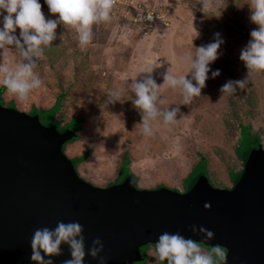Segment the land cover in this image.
<instances>
[{
  "label": "rangeland",
  "instance_id": "1",
  "mask_svg": "<svg viewBox=\"0 0 264 264\" xmlns=\"http://www.w3.org/2000/svg\"><path fill=\"white\" fill-rule=\"evenodd\" d=\"M249 2L209 0L202 6V0H116L110 22L93 26V40L86 47L78 44L73 29L58 25L56 40L35 61L42 86L25 101L0 86L2 105L31 114L32 106L46 110L60 98L55 118L46 111L36 115L42 124L55 122L59 129L70 127L72 118L81 119L77 136L63 150L76 164L78 175L93 185L121 183L129 168L140 189L167 187L183 192L192 181L186 176L204 158L206 166L201 161L195 173L207 169L211 184L227 189L236 178L233 174L242 168L239 157L251 146L247 130L239 133V128L249 126L264 148V73L252 74L246 88L233 95L219 91L227 81L246 75L240 51L258 27L250 21ZM39 3L46 19L56 18L44 0ZM4 15L0 11V28ZM192 22L199 33L196 38ZM19 31L14 33L17 37ZM216 33L223 43L210 68L220 75L211 78L209 72L201 96L188 105L179 90L161 87L163 103L157 106L161 110L179 107L177 122L165 126L162 120L153 121V135L145 137L140 110L128 88L132 79L145 78L147 74L140 71L151 66H157L151 73L157 85L163 84L167 69L185 74L188 65L180 58L194 52L193 47L214 42ZM20 59L14 46L0 50V62L14 64ZM112 90L120 91L119 101L109 103L107 94ZM153 248H143L147 257L143 264H162L153 258Z\"/></svg>",
  "mask_w": 264,
  "mask_h": 264
},
{
  "label": "water",
  "instance_id": "2",
  "mask_svg": "<svg viewBox=\"0 0 264 264\" xmlns=\"http://www.w3.org/2000/svg\"><path fill=\"white\" fill-rule=\"evenodd\" d=\"M1 100L0 93V264H34V231L54 229L58 221L83 226L86 251L100 238L106 264H143V248L155 247L164 232H179L206 248L223 246L226 264H264L262 145L247 155L229 189L214 187L206 176L183 192L140 189L132 175L99 187L78 175L63 150L77 136L74 126L44 125L38 115L5 107ZM192 225L212 231L214 238L194 234ZM61 251L53 264L70 259L67 245ZM83 264L99 260L86 255Z\"/></svg>",
  "mask_w": 264,
  "mask_h": 264
},
{
  "label": "clouds",
  "instance_id": "3",
  "mask_svg": "<svg viewBox=\"0 0 264 264\" xmlns=\"http://www.w3.org/2000/svg\"><path fill=\"white\" fill-rule=\"evenodd\" d=\"M44 3L55 19L45 18L39 0H0V11L7 13L3 16V26L0 28V50L14 46L22 58L14 64L12 61L0 62V86L21 101L27 100L29 93L43 84L39 74L34 71L37 67L35 61L42 58L44 49L52 46L56 40L58 25L73 29L78 44L86 47L93 40V26L110 22L116 0H44ZM207 3L209 0H202L201 4L204 6ZM248 4L250 21L258 27L250 32L248 43L240 51L239 59L247 72L242 79L224 83L219 89L223 95H233L238 89H245L252 74L264 73V0H250ZM17 28L20 30L19 37L14 34ZM192 29L196 38L199 33L193 22ZM222 43L220 34L216 33L214 42L193 47L194 52L189 51L180 58L181 63L188 65L186 73L176 74L167 69L163 74L162 85H157L151 75L157 66L141 69L140 73L147 74L145 78L139 81L132 79L128 88L135 96L133 105L140 110L141 131L145 137L153 135V121L162 120L165 126L177 122L179 107L161 110L157 106L163 103L160 99L161 87L179 90L184 105L190 104L194 97L201 96L209 72L211 78L220 75V71H213L210 65L219 58L218 50ZM119 96V90L110 91L107 94L108 102L119 101ZM204 208H210V204L206 203ZM190 230L203 235L205 240L214 238V233L202 226L192 225ZM83 232V226L78 221H58L54 229L37 228L30 242V260L34 264H53L51 258L62 255L61 245H67L70 259H65L62 264H83L86 255L98 259L99 264H106L107 257L100 256L104 242L100 238L93 239L86 251ZM226 257L227 249L223 246L214 245L210 251H205L200 242L186 239L179 232L159 235L153 252L156 261H166L167 264H226Z\"/></svg>",
  "mask_w": 264,
  "mask_h": 264
},
{
  "label": "trees",
  "instance_id": "4",
  "mask_svg": "<svg viewBox=\"0 0 264 264\" xmlns=\"http://www.w3.org/2000/svg\"><path fill=\"white\" fill-rule=\"evenodd\" d=\"M0 93L2 94L3 93V91H1L0 90ZM60 101V98H58V99H56V102L53 104V106H51L50 108H48V109H46V110H43V109H39V108H36L35 106H32V110H31V112H33V113H31V114H36V113H42V112H44V111H46V113H48L47 114V116L48 117H51V118H55V114L58 112V110H59V105H58V102ZM30 114V113H29ZM80 121H81V119H79V118H72L71 119V121L68 123V124H70L71 126H74L75 127V129L77 130V128L79 127V123H80ZM245 129L247 130L246 131V133L245 134H247V136L249 137V139L251 140V146H250V148L248 149V151L245 153V155H244V157H239L238 155V157L241 159V162H242V164H243V161L245 160V158L247 157V155L251 152V150L252 149H254L255 147H258V146H260L261 145V141H260V139H259V136H257V135H252L251 133H250V127L249 126H241L240 128H239V133H240V131L242 132V131H245ZM251 136V137H250ZM252 138V139H251ZM239 139V138H238ZM74 140V139H73ZM73 140H71V141H73ZM238 141V140H237ZM236 148V147H235ZM236 152V151H235ZM237 154V153H236ZM201 161H203V163H204V166H206V162H205V160H204V158H201L193 167H192V169L190 170V172H189V174L187 175V177L185 178V179H190V177L192 178V181H191V183L188 185V188H187V190L194 184V182H196L197 180H198V178L200 177V176H206V177H208V172H207V169H204V171L202 172V173H200V172H198V173H195V167L196 166H198V163H200ZM127 166L128 167H130V161H129V158L127 157ZM239 173H240V170L237 172V173H235V174H233V175H236V178L232 181V185L235 183V181H236V179H237V177H238V175H239ZM196 174V175H195ZM129 175H132V176H134L133 175V173L129 170V168H128V172L127 173H125V175L123 176V178L121 179V180H123L126 176H129ZM134 178H135V181H137V178L134 176ZM161 263L162 264H167V263H164L163 261H161Z\"/></svg>",
  "mask_w": 264,
  "mask_h": 264
},
{
  "label": "flooded vegetation",
  "instance_id": "5",
  "mask_svg": "<svg viewBox=\"0 0 264 264\" xmlns=\"http://www.w3.org/2000/svg\"><path fill=\"white\" fill-rule=\"evenodd\" d=\"M232 187V184L230 185V187H228L227 189H229V188H231ZM151 247V246H150ZM153 247V246H152ZM154 249V248H153ZM142 253V252H141ZM146 253H147V251H146ZM142 255H143V258H144V261L143 262H145L146 260H147V257H146V255H145V252H144V254L142 253Z\"/></svg>",
  "mask_w": 264,
  "mask_h": 264
},
{
  "label": "crops",
  "instance_id": "6",
  "mask_svg": "<svg viewBox=\"0 0 264 264\" xmlns=\"http://www.w3.org/2000/svg\"><path fill=\"white\" fill-rule=\"evenodd\" d=\"M64 152H66V150L64 151ZM66 154V153H65ZM67 156V155H66ZM68 157V156H67ZM69 158V157H68ZM189 174V173H188ZM136 177V176H135ZM187 177V176H186Z\"/></svg>",
  "mask_w": 264,
  "mask_h": 264
}]
</instances>
